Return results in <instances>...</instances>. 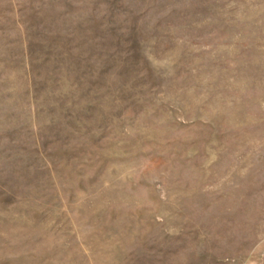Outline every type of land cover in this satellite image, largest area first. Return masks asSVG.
Masks as SVG:
<instances>
[{
	"label": "rangeland",
	"instance_id": "rangeland-1",
	"mask_svg": "<svg viewBox=\"0 0 264 264\" xmlns=\"http://www.w3.org/2000/svg\"><path fill=\"white\" fill-rule=\"evenodd\" d=\"M0 264H264V0H0Z\"/></svg>",
	"mask_w": 264,
	"mask_h": 264
}]
</instances>
